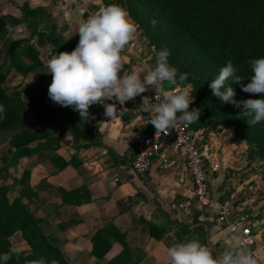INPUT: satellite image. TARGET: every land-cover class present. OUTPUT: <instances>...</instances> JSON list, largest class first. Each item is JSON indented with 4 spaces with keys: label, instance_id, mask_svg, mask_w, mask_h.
<instances>
[{
    "label": "crops",
    "instance_id": "1",
    "mask_svg": "<svg viewBox=\"0 0 264 264\" xmlns=\"http://www.w3.org/2000/svg\"><path fill=\"white\" fill-rule=\"evenodd\" d=\"M105 2L0 0V15L5 21L0 34V64L7 74L3 86L8 92L16 89L25 101L34 92L44 91L42 107L67 110L82 130H76L75 140L68 122H50L53 134L43 140V150L36 152L37 142L33 141L17 158L14 155L10 158L8 152L4 154L8 160L0 173V182L9 186L17 180L18 191L22 171L30 169L29 191L22 201L47 238L63 251L69 264H105L122 250V244L111 239V247L103 258L91 253L93 233L108 223L125 234L136 264H168V247L185 239H196L214 255L219 254L234 235L216 221V204L207 208H172L174 203L189 199L193 193L185 161L174 153L173 146L153 160L146 177L130 169L137 130L148 125L151 115L140 106L142 96L153 89L122 106L116 100H105V104L117 106L114 119L105 115L103 104H93L87 119L82 120L78 111L62 107L48 96L52 82L48 60L59 52L75 49L79 24L104 7ZM15 39H25L22 46L32 44L39 51L43 63L40 74L36 70L23 74L10 66L3 49ZM122 57V75L133 69L145 73L153 68L140 49L132 46L124 49ZM21 60L30 63L25 57ZM28 110L27 118L32 121L35 117L30 107ZM198 131L202 136L205 134ZM2 145L7 147L6 143ZM211 147L212 159L218 164L217 170L209 173L213 195L219 201L231 199L235 210L248 214L256 243L246 247L257 264H264L263 162L256 157L252 144L237 140L225 131L213 138ZM63 161L68 164L61 168ZM15 195H9L10 200ZM145 222L162 227L163 236H150L144 230ZM138 255L142 258L137 262Z\"/></svg>",
    "mask_w": 264,
    "mask_h": 264
},
{
    "label": "trees",
    "instance_id": "2",
    "mask_svg": "<svg viewBox=\"0 0 264 264\" xmlns=\"http://www.w3.org/2000/svg\"><path fill=\"white\" fill-rule=\"evenodd\" d=\"M113 3L126 8L130 16L145 27L146 34L159 51L165 48L170 51L168 60L171 65L179 72L189 74L186 83H191L194 98L189 108L201 111L192 129L207 132L217 121L222 127L234 125L238 135L254 144L256 157L264 160V121L250 126L247 122L250 118L242 115V106L237 108L231 103H222L212 95L209 87L211 80L231 60L238 69L237 74L244 77L239 83L232 84L236 93L234 99L261 98V94L244 92L242 85L251 81L248 61L264 57V0H106L105 6ZM152 21L156 22L155 25ZM4 28L5 21L0 15V34ZM26 41H9L3 49L4 57L10 60V66L23 74L30 70L40 74L43 70L40 53L32 44L22 46ZM22 57L29 59L30 63L22 62ZM2 67L0 64V105L5 111L0 114V131L1 134L10 133L7 139L10 158L12 155L17 158L18 153L33 141L37 142L36 152L43 150V140L53 134L50 122L59 124L65 120L72 128L74 139L78 138L76 130L81 128L67 110L42 107L44 91L34 92L29 101L22 99L16 89L8 92L3 86L7 74ZM28 107L35 117L32 121L27 118ZM0 160L1 173L8 159L3 155ZM67 164L63 161L60 167ZM29 181L30 169L25 168L19 178L20 187L11 200L9 186L0 182V253L8 251L15 244L13 236L19 234L28 244L29 251L22 253L19 259L13 257L8 264H31L32 260L41 257L49 264L52 260L56 264H69L63 251L47 238L22 201L29 191ZM144 230L155 238H161L164 233L162 227L152 222H145ZM111 239L119 241L123 248L105 264H136L125 234L112 223L93 233L91 253L103 258L111 247ZM141 258L142 255L136 261Z\"/></svg>",
    "mask_w": 264,
    "mask_h": 264
},
{
    "label": "clouds",
    "instance_id": "3",
    "mask_svg": "<svg viewBox=\"0 0 264 264\" xmlns=\"http://www.w3.org/2000/svg\"><path fill=\"white\" fill-rule=\"evenodd\" d=\"M155 25V21H152ZM139 24L130 16L128 10L119 4H108L90 14L77 30L79 42L71 52H59L47 62L52 82L48 88L50 99L62 107H72L81 119H87L93 104H103L105 115L114 119L118 114L115 103L105 104V100H116L122 106L129 100L155 90L154 99L142 96L140 106L151 113V123L157 133L167 132L178 123L185 127L200 118L199 108L189 106L193 103L192 85L186 83L188 73L179 72L169 63L170 51L165 48L156 53L155 66L145 73L133 69L122 75L124 59L122 52L137 38ZM252 75L251 81L242 85V90L250 94H261L259 99L237 101L233 83L244 77L237 74L238 69L231 60L227 61L219 74L209 85L212 95L222 103L243 107L242 115L249 117L250 126L264 121V57L248 61ZM231 81V83H229ZM5 111L0 105V114ZM24 249L13 244L8 251L0 253V264L16 257L20 258ZM168 264H257L239 235L231 236L219 254L196 239H185L167 249ZM31 264H49L41 257ZM50 264H56L52 260Z\"/></svg>",
    "mask_w": 264,
    "mask_h": 264
},
{
    "label": "built area",
    "instance_id": "4",
    "mask_svg": "<svg viewBox=\"0 0 264 264\" xmlns=\"http://www.w3.org/2000/svg\"><path fill=\"white\" fill-rule=\"evenodd\" d=\"M129 46L135 48V41ZM145 96L155 97V90ZM169 146H173L174 153L183 157L186 170L192 184V196L174 203L172 208L190 209L191 207L207 208L216 204V221L226 226L234 236L239 235L245 246L256 243V234L248 224V214L234 209L231 199L217 200L210 186L209 173L217 170L218 164L212 159L211 143L203 138L199 131L192 129V124L185 127L177 124L167 132L157 133L155 127L147 126L137 130L133 156L130 161L131 171L146 177L153 160L163 153ZM168 163L167 158H163Z\"/></svg>",
    "mask_w": 264,
    "mask_h": 264
},
{
    "label": "rangeland",
    "instance_id": "5",
    "mask_svg": "<svg viewBox=\"0 0 264 264\" xmlns=\"http://www.w3.org/2000/svg\"><path fill=\"white\" fill-rule=\"evenodd\" d=\"M133 19V18H132ZM136 23L137 21L135 19H133ZM139 31L137 33V38L134 40L135 41V48L136 49H140V54L149 62L151 63V65H153V67L155 66V56L156 53L159 51L156 46L151 42L150 38L148 37V35L146 34L145 31V27L139 25ZM202 131V130H201ZM204 131V130H203ZM202 131V132H203ZM209 131V132H208ZM207 132H204L205 134H203V138L205 140H208L210 143H212V140L214 137H218L219 134H221L223 131H225V133H229L230 135H232L233 138H237V140L243 141L245 143L250 144L245 138H243L242 136L238 135L236 132V128L234 125L228 126V127H222V125L220 124V122H215L211 128L208 130ZM10 133H3L0 134V157L1 155H4L7 153V149H8V143H7V139L9 137ZM6 143L7 147L4 148V146L2 144ZM254 147V144H252ZM254 151H255V147H254ZM260 161L263 162L262 165H264V160H262L261 158H258ZM1 161V160H0ZM262 172H264V170L262 169ZM17 180H14L13 182L9 183V188H10V192L9 195L10 197H12L13 195H15L17 193ZM13 240L15 242V244H18L20 246L23 247L24 249V254H26L28 252V244L19 236V234H15L13 236Z\"/></svg>",
    "mask_w": 264,
    "mask_h": 264
}]
</instances>
